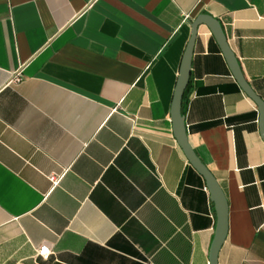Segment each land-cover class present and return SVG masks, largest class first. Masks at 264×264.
<instances>
[{"label":"crops","instance_id":"1","mask_svg":"<svg viewBox=\"0 0 264 264\" xmlns=\"http://www.w3.org/2000/svg\"><path fill=\"white\" fill-rule=\"evenodd\" d=\"M199 14L264 103V0H0V264H209L215 205L170 115ZM182 114L227 203L217 264H264L257 106L204 25Z\"/></svg>","mask_w":264,"mask_h":264},{"label":"water","instance_id":"2","mask_svg":"<svg viewBox=\"0 0 264 264\" xmlns=\"http://www.w3.org/2000/svg\"><path fill=\"white\" fill-rule=\"evenodd\" d=\"M190 36L184 49L182 59L179 66L178 78L175 85L173 100L171 104V123L173 127V134L175 139L181 148L188 163L203 177L211 200L215 205V211L217 216V223L215 228V234L209 250V264H217V256L220 248L222 247L228 229L227 223V203L224 193L219 186L217 180L213 174L207 169V167L201 162L196 153L190 147L187 139L186 127L184 123V117L182 114V100L184 92L187 88L190 71L191 60L193 54V47L197 34V29L200 25H204L208 28L212 36L214 37L217 45L219 46L221 53L227 63V66L240 87L243 93L253 101L257 106L258 111V129L262 140L264 141V103L258 97L246 81L239 62L233 52L231 51L225 33L220 22L207 14H199L190 22Z\"/></svg>","mask_w":264,"mask_h":264},{"label":"built area","instance_id":"3","mask_svg":"<svg viewBox=\"0 0 264 264\" xmlns=\"http://www.w3.org/2000/svg\"><path fill=\"white\" fill-rule=\"evenodd\" d=\"M60 178H61V176L51 175V176L49 177V180L51 181V183H52L53 185H56V184H58ZM45 249H46L47 251H45ZM51 254H52V252H51L50 248H49L47 245H40V246H38V247L36 248V250H35V255H36V257H39V258H41V259H43V260H47L48 257H49Z\"/></svg>","mask_w":264,"mask_h":264},{"label":"snow or ice","instance_id":"4","mask_svg":"<svg viewBox=\"0 0 264 264\" xmlns=\"http://www.w3.org/2000/svg\"><path fill=\"white\" fill-rule=\"evenodd\" d=\"M45 251H47V250L45 249Z\"/></svg>","mask_w":264,"mask_h":264},{"label":"trees","instance_id":"5","mask_svg":"<svg viewBox=\"0 0 264 264\" xmlns=\"http://www.w3.org/2000/svg\"><path fill=\"white\" fill-rule=\"evenodd\" d=\"M186 91V90H185ZM185 93V92H184Z\"/></svg>","mask_w":264,"mask_h":264}]
</instances>
